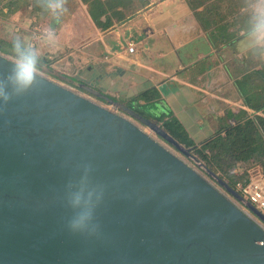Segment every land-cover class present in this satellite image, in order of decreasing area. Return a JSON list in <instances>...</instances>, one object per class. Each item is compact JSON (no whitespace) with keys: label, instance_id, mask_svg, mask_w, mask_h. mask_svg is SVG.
<instances>
[{"label":"water","instance_id":"water-1","mask_svg":"<svg viewBox=\"0 0 264 264\" xmlns=\"http://www.w3.org/2000/svg\"><path fill=\"white\" fill-rule=\"evenodd\" d=\"M11 63L0 56V74ZM78 87L189 155L134 105ZM85 164L99 199L87 230L72 231ZM0 264H264V229L129 120L39 75L0 101Z\"/></svg>","mask_w":264,"mask_h":264},{"label":"crops","instance_id":"crops-1","mask_svg":"<svg viewBox=\"0 0 264 264\" xmlns=\"http://www.w3.org/2000/svg\"><path fill=\"white\" fill-rule=\"evenodd\" d=\"M37 12L33 20L51 18ZM211 14L195 15L186 0H155L101 30L81 6L70 9L60 23L50 21L57 46L49 52L58 57L57 65L84 74L88 86L107 96L128 102L154 89L159 108L170 112L195 144H202L226 130L228 112H239L233 105L241 100L230 95L234 87L238 92L241 75L236 72L247 69L241 60L252 44L248 19L227 15L220 25ZM240 107L244 113L251 110L243 102Z\"/></svg>","mask_w":264,"mask_h":264},{"label":"rangeland","instance_id":"rangeland-1","mask_svg":"<svg viewBox=\"0 0 264 264\" xmlns=\"http://www.w3.org/2000/svg\"><path fill=\"white\" fill-rule=\"evenodd\" d=\"M35 2L34 5H31V0H0V40L3 44H5L6 48L10 50L9 47L11 45V40L13 36L15 35H21L22 39L32 44L33 46H36L39 49V55L41 58V65H40V72L39 75L46 78L47 80L58 84L59 86L70 90L71 92L86 98L93 103L105 108L106 110H109L119 116L124 117L125 119L129 120L131 123L136 125L140 130H142L145 134H147L150 138L158 142L160 145H162L164 148H166L168 151H170L173 155L178 157L179 159L183 160V154L180 153L178 150H176L174 147L169 145L166 141H164L158 134H156L154 131L150 130L148 127L140 124L136 120H133L129 118L127 115H125L123 112H121L119 109L115 108L114 106L103 102L94 96L86 93L85 91L81 90L78 87V84H86L87 80L84 74H79L78 72H75V69L70 72L66 69L65 64H58V57L51 55L49 52L50 47L45 46V44L42 42L40 43L39 40H43L41 33L43 32V27H50V21L54 20L51 18H45V20L41 21L44 18H41V22L39 21V17L37 19L33 20V14L37 12V14H48V12L45 9L44 0H40V3H37V0H33ZM134 1V0H133ZM131 1L129 4H127L123 9L120 11L122 13L126 14V18L131 17L132 15L128 14V8L131 10L132 6L138 5L136 2ZM148 2H155V0H147ZM201 3L207 6H212V13L211 15L217 16L218 24L222 25L221 23L225 16L229 15H237L238 18H244L249 20V28L251 27L250 22V13L251 9L255 4V0H200ZM135 4V5H134ZM85 6L87 10V4L83 0H67L66 7L68 8V12L70 9L74 10L77 7ZM131 6V7H130ZM36 8V10H35ZM243 9V10H241ZM67 12V13H68ZM129 15V16H128ZM222 19H219V18ZM114 22L116 24H120L121 22L116 21L117 19L113 18ZM124 20V21H125ZM123 22V21H122ZM51 28V27H50ZM250 47L248 48L249 51L241 60V62L244 64V66L247 68L246 70H242L241 72L238 71L236 74L238 76L241 75L240 78H242L243 74H250L255 71H258L256 68L259 67V70L263 72V75L261 77L253 76V81L251 84V90L252 92H255V100L256 103L260 104L264 102V45H255L250 44ZM0 56L6 58L9 61H13V56L10 53H4L0 51ZM240 62V61H239ZM253 75V74H251ZM90 86V85H89ZM91 87V86H90ZM93 88V87H92ZM96 89V88H94ZM97 90V89H96ZM108 96H110L108 94ZM232 99L234 101L241 100L240 105H233V108L237 109L239 112L236 114H233L235 118L231 120L232 114L228 112L227 116V122L225 127H231V122H236V120H242L249 118L248 116H252L251 119L254 116H262L264 117L263 112H256L253 110H247L246 113L243 112L242 108V99L239 96V93L236 91V88L234 87V91H232L231 95ZM113 99H116L118 102H127L123 98H116L114 96H110ZM254 99V98H253ZM139 105H142L143 103H138ZM244 105V104H243ZM134 108L136 106L134 105ZM149 109L148 111H150ZM147 111V112H148ZM162 113L167 114V110L160 109ZM151 112V111H150ZM158 110H155L154 112H151L150 114L152 117L150 119L156 121V124L163 129L161 122L157 119L158 116H160L162 113ZM161 113V114H160ZM223 134V133H221ZM197 147H200L199 143H196ZM262 146V147H261ZM264 139L260 135H256V144L254 146V151L250 153H241L237 155L235 158H230L229 155H225L221 158L220 163L222 164L221 168L214 167L212 171H210L207 167L206 161L197 153V151H194L192 149V155L193 158L202 164V166L205 167L207 172L209 173L206 175L207 181L211 183L215 188L222 190V186L218 184L217 179L222 180L226 185L228 182V177H230V172L233 169H244L247 168L249 165H251L255 161H259L264 157ZM204 154L209 159V153L204 152ZM210 160V159H209ZM193 163L192 161H190ZM214 175V176H213ZM264 227V226H263ZM264 229V228H263Z\"/></svg>","mask_w":264,"mask_h":264},{"label":"trees","instance_id":"trees-1","mask_svg":"<svg viewBox=\"0 0 264 264\" xmlns=\"http://www.w3.org/2000/svg\"><path fill=\"white\" fill-rule=\"evenodd\" d=\"M83 1L87 4V12L93 24L97 28L105 30L113 25V18L117 19L116 21L118 22H122L125 20L127 16L120 10L133 0ZM133 2H136L138 5L134 4L135 6H130L131 10L128 8L127 11L130 15L134 14L136 11L148 4L147 0H134ZM186 3L197 16L212 12L213 9L211 5L204 6V4L200 2V0H186ZM30 4L34 5L35 2L31 0ZM44 5H46V0H44ZM200 6H203L201 12H197L196 9ZM249 31L250 28L247 33H249ZM9 47L11 48V45ZM0 51L4 53H10V50L6 48L5 44H3L1 40ZM262 75V71H252V73L250 74L244 73L242 78L236 80V86L244 106L256 112L261 111L264 114V102L260 104L256 103L254 96L255 92H252V86L250 84L254 82L252 78L253 76L261 77ZM158 99V93L154 89H152L126 102L125 105L129 108L135 105L136 108L134 109L136 112L143 115L144 117L150 118L152 117V115L147 111L149 109L155 108ZM139 101H142L143 104L139 105ZM233 117L235 118V116H233L232 114L231 118ZM157 119L161 122V125L165 132L168 133L174 140H176L185 148L197 151V153H199V155L206 161L207 167L210 171H212L214 167H222L220 160L225 155H229V157L233 159L241 153H250L254 151V146L256 144V135H260L264 139V117L258 115L254 116L252 119L246 118L242 120H236L235 125L227 127L223 134H221V132H218L214 135L213 138L200 144V147H197V144H195L193 140L189 138L188 134L185 132L181 124L172 116L170 112H167V114L162 113L157 117ZM204 152H208L210 154V160L204 154ZM235 182L236 180L232 176L228 177L227 185L230 188L234 189Z\"/></svg>","mask_w":264,"mask_h":264},{"label":"clouds","instance_id":"clouds-1","mask_svg":"<svg viewBox=\"0 0 264 264\" xmlns=\"http://www.w3.org/2000/svg\"><path fill=\"white\" fill-rule=\"evenodd\" d=\"M40 3V0H37ZM67 0H46L45 9L49 16L58 23L61 17L68 12ZM251 27L249 36L255 45H264V0H255L250 13ZM45 46L55 48L57 46L56 31L47 26L41 33ZM11 54L13 61L8 71L0 74V101L7 104L14 97L22 96L39 84V72L41 70V58L39 49L30 43L25 42L21 35L13 36L11 40ZM85 176L82 177L80 187L70 194V203L73 208L79 210L68 223L72 231H86L88 224L93 219V210L100 191L98 187L91 186L87 173H90L91 166H82Z\"/></svg>","mask_w":264,"mask_h":264},{"label":"built area","instance_id":"built-area-1","mask_svg":"<svg viewBox=\"0 0 264 264\" xmlns=\"http://www.w3.org/2000/svg\"><path fill=\"white\" fill-rule=\"evenodd\" d=\"M127 48L129 52L134 51V45L132 43H128ZM230 124L231 126L235 125L234 122H231ZM182 161L207 181L206 175L209 173L202 164L193 158L192 149L189 150L188 156L183 157ZM230 176L236 180L234 190L241 197L240 200L234 198L223 187L222 190L217 187L216 189L252 221L264 228V223L248 208L249 204L264 216V157L259 161L253 162L247 168L245 167L241 170L235 168L231 170Z\"/></svg>","mask_w":264,"mask_h":264},{"label":"flooded vegetation","instance_id":"flooded-vegetation-1","mask_svg":"<svg viewBox=\"0 0 264 264\" xmlns=\"http://www.w3.org/2000/svg\"><path fill=\"white\" fill-rule=\"evenodd\" d=\"M115 100V99H114ZM104 102V101H103Z\"/></svg>","mask_w":264,"mask_h":264}]
</instances>
